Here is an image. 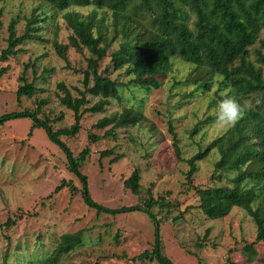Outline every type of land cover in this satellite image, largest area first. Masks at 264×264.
<instances>
[{"label":"rangeland","instance_id":"obj_1","mask_svg":"<svg viewBox=\"0 0 264 264\" xmlns=\"http://www.w3.org/2000/svg\"><path fill=\"white\" fill-rule=\"evenodd\" d=\"M88 14L92 7H75ZM3 27L0 29V53L7 47L9 25L17 18V34L25 32L28 18L37 15L36 23L42 40L30 39L23 50L0 64L7 71L0 78V115L35 108L39 100H46L41 116L52 120L55 128L74 122L72 110L59 100L58 83L82 86V70L87 66L84 55L70 47L67 58L60 56L54 41L68 43L72 33L64 12L52 10L41 0H11L0 4ZM264 37V32L262 33ZM119 47L112 44L110 50ZM111 55L101 68L110 65ZM27 64L30 66L27 68ZM27 69L29 81L45 90L35 97L18 99L20 76ZM113 78L128 81L124 69L113 71ZM193 65L174 58L173 70L159 89L149 92L134 86H122V98L113 99L102 113L84 114L82 128L74 137L64 136L75 155L89 146L91 153L81 170L88 176L92 197L110 207L141 204L152 188L155 198L163 197L173 203L165 211L159 206L154 212L161 219L160 231L164 251L175 264H264V244H255L257 254L248 257L245 245L256 241L257 227L242 208H234L224 218H207L199 207V196L187 183L189 164L186 159L202 150L226 130L217 129L214 121L196 125L210 115L216 85L210 92L195 91L193 84H185ZM191 96H187L188 93ZM92 102L98 97H91ZM139 109L147 117L139 125L118 128L117 135L90 140L89 134L103 135L106 129L94 124L104 115L121 111L123 107ZM32 119L18 117L0 125V256L10 249L11 264H34L49 254L61 234L84 230V244L65 257L59 264H160L136 257L152 249L155 222L144 211L117 215L98 214L89 208L81 192L72 194L68 187L55 192L63 181H72L81 189L80 179L68 169V158L62 148L53 142L44 128L37 127L30 134ZM175 135L181 146V157L176 153ZM114 148L122 158L112 163L115 154L102 159L101 151ZM220 158L217 149L198 162L194 183L201 187L231 184L229 177L221 180L215 163ZM136 168L141 170L142 193L134 194L124 186ZM236 172L229 174L234 176ZM11 226H3L9 219Z\"/></svg>","mask_w":264,"mask_h":264},{"label":"trees","instance_id":"obj_2","mask_svg":"<svg viewBox=\"0 0 264 264\" xmlns=\"http://www.w3.org/2000/svg\"><path fill=\"white\" fill-rule=\"evenodd\" d=\"M11 0H0V4ZM52 10L64 12L67 26L72 33L68 43L57 39L53 45L56 52L67 58L70 47L84 55L87 66L82 70V86L73 90L63 81L58 83V97L63 106L74 113V122L66 127L55 128L52 120L42 117L46 100H39L35 108H25L0 115V125L11 118L32 119L30 134L37 127L44 128L49 137L58 144L68 158V169L81 181L79 189L72 181L63 180L55 192L68 187L72 194L81 192L85 204L98 214L117 215L133 211H144L155 222L152 249H146L136 258L157 261L160 264H175L166 255L160 231L161 219L154 212L173 206L163 197L155 198L152 188L141 204L110 207L96 201L90 192L88 176L81 170L91 153L86 146L75 155L64 136L74 137L82 128L84 114L102 113L113 99L122 98V86H134L144 91L159 89L173 70L174 58L193 65L192 73L185 84H193L195 91L210 92L216 85L213 105L228 96L238 101L260 99L261 103L244 113L239 122L209 142L192 157L189 164L187 183L199 196V207L207 218L219 219L230 214L234 208H242L251 216L257 227L256 241L246 244L248 257L257 254L255 244H264V0H41ZM92 7L84 14L75 7ZM0 12V29L3 27ZM37 15L28 18L25 32L17 34L18 19L9 25L8 45L1 50L0 64L16 56L30 39L42 40ZM119 47L110 50L113 43ZM111 55V64L101 68L102 61ZM30 65L27 64V68ZM113 71L124 69L128 81L113 78ZM7 67L0 69V78ZM27 69L20 76L17 89L18 99L35 97L45 89L38 87L35 80L29 81ZM191 92L187 96H191ZM91 97H98L92 102ZM147 117L139 109L123 107L110 115L101 117L94 126L106 129L103 135L89 134L90 140L103 136L117 135L118 128L139 125ZM215 121L210 115L199 122L193 133L202 125ZM176 153L181 157V146L175 135ZM217 149L220 158L216 161L218 178L229 177L231 184L201 187L194 183L198 162L206 159ZM115 149L101 151L102 159L115 154ZM122 154H115L112 163L119 161ZM236 172L234 176L229 174ZM140 168L132 171L124 180V186L134 194L142 193ZM15 219L9 218L1 227L11 226ZM84 230L65 232L60 235L55 248L38 263L59 264L65 257L85 242ZM11 251L6 249L0 256V264H11ZM264 260V259H263ZM99 264V263H96ZM226 264H234L230 258Z\"/></svg>","mask_w":264,"mask_h":264},{"label":"clouds","instance_id":"obj_3","mask_svg":"<svg viewBox=\"0 0 264 264\" xmlns=\"http://www.w3.org/2000/svg\"><path fill=\"white\" fill-rule=\"evenodd\" d=\"M260 103V99H255V101L247 99L241 102L233 96L223 98L218 102L214 110V126L220 130L235 127L246 111L260 105Z\"/></svg>","mask_w":264,"mask_h":264}]
</instances>
